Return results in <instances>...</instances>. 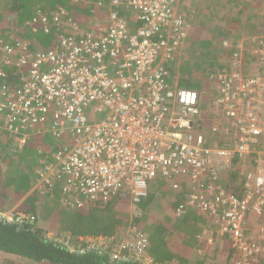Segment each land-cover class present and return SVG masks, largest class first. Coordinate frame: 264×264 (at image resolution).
<instances>
[{"label": "built area", "instance_id": "built-area-1", "mask_svg": "<svg viewBox=\"0 0 264 264\" xmlns=\"http://www.w3.org/2000/svg\"><path fill=\"white\" fill-rule=\"evenodd\" d=\"M73 1L108 9L100 18L93 15L88 27L62 7L36 12L29 24L57 27V43L49 50L33 51L29 41L0 37V74L5 65L24 72L14 89L0 86L4 128L18 134L19 146L34 132L58 140L51 161L38 160L37 186L63 179V200L73 207L98 197L105 202L113 194L134 204L156 177L187 174L198 187L186 205L210 216L221 209L218 231L240 247L248 211L264 216V163H257L241 197L210 186L206 198L198 188L205 175L216 179L231 168L236 154L264 153V34L246 38L244 46L237 42L230 65L210 75L216 80L213 113L220 116L210 133L228 136L214 147L195 124L199 93L169 81L168 65L179 59L189 29L178 0ZM245 56L254 64L246 71ZM258 229L264 234V222ZM147 244L138 233L134 243L108 245L110 257L119 259L124 248L128 256H143ZM242 250L257 254L260 245L249 241Z\"/></svg>", "mask_w": 264, "mask_h": 264}, {"label": "trees", "instance_id": "trees-1", "mask_svg": "<svg viewBox=\"0 0 264 264\" xmlns=\"http://www.w3.org/2000/svg\"><path fill=\"white\" fill-rule=\"evenodd\" d=\"M229 1L205 0L199 5L178 0V12L183 13V8H186L183 15L189 21V29L181 48L183 58L179 57L168 65L170 82L176 79V86L199 93L201 114L196 115L195 124H198L197 130L207 136V144L214 147L216 143L219 147L218 143L228 136L221 137L220 133L209 135L211 124L220 117L213 113L215 108L211 101L216 94V80L210 75L230 65L237 40L246 35L243 34L246 24L240 16L250 10L241 0H236L240 9L233 16H224L220 11ZM255 1L253 8L263 12L255 19L257 22L247 26L264 34V0ZM56 7L64 8L68 14L70 12L75 22L81 17H90L87 24L93 15L101 13L84 2L73 0H0V37L11 39V42L14 39L29 41L33 51L51 49L57 43V27L49 24L45 28L39 23L31 25L29 21L36 12L49 13ZM248 21L250 19L245 22ZM12 27H15V33L9 32ZM225 39L228 46L223 45ZM245 59L244 71L250 70L254 64L250 58L245 56ZM2 70L0 86L9 90L17 87L24 74L22 68L5 65ZM87 114L90 117L91 110ZM10 134L12 137L7 136V145L0 151V211L13 208L10 219L0 214V251L4 253L0 264H145L144 258L128 256L127 248L120 250L123 251L119 259H113L108 247L88 246V240L84 243L88 238L109 240V246L119 245L123 240L134 243L138 233H143L148 239L144 252L152 264H235L237 260H241V264H264V234L253 228L250 222L252 216L261 215L248 211L245 222L241 224L242 244L239 247L238 240L234 243L232 238L221 236L218 231L221 209L210 216L194 205H186L189 194L195 186L198 187L187 174L156 177L148 184L146 194L134 204L128 198L113 194L105 202L98 197L81 207H73L63 200V179L49 181L45 187L36 183L39 161L43 158L51 161L58 148V140L51 135L34 132L29 133L25 144L19 146L13 140L18 134ZM262 154L256 151L236 154L231 168L216 179L207 175L203 177L198 193L211 197L207 191L211 186L241 197L250 185L254 167L258 162L264 163ZM161 192H165L164 195ZM180 205L183 207L177 213ZM19 214H23L22 217ZM40 221L52 225L51 229L57 224L60 238L49 236ZM209 238L212 239L210 248L207 244ZM249 241L260 245V253L242 250ZM261 259L262 263H258Z\"/></svg>", "mask_w": 264, "mask_h": 264}, {"label": "rangeland", "instance_id": "rangeland-1", "mask_svg": "<svg viewBox=\"0 0 264 264\" xmlns=\"http://www.w3.org/2000/svg\"><path fill=\"white\" fill-rule=\"evenodd\" d=\"M186 3H199V5L201 4V3H205V0H184ZM248 1L249 0H241V2H242V4L245 6H248V7H250L251 5L250 4H248ZM241 4V5H242ZM184 6H186V4H183ZM218 5H220V2H219V4ZM222 6V5H221ZM186 8H183V13L182 14H184V12L186 11L185 10ZM240 9V6H238L237 5V1L236 0H230L227 4H225V7L223 8V9H221V13L224 15V16H233V15H235L236 14V12L238 11ZM250 9H253L254 11H252V10H248L247 12H245V14H244V12H242V14H241V16H240V18H241V20H242V22H244L246 25H244V30H245V32H243V34H246V35H244V36H246V37H242L240 40H237V42H242L243 43V46L244 45H247L248 44V41L247 42H245V40H246V38H248V37H251V36H254V35H257V34H260V33H258V32H254V30H253V28H251L250 26H247V24L248 25H250V24H254V22H257V20L255 21V19H258L257 17L258 16H260L261 14H262V12H263V10H258V9H254L252 6L250 7ZM69 14H70V12H69ZM70 16H72L71 14H70ZM86 16H88V12L86 13ZM73 17V16H72ZM90 19V17L88 18V19H86L85 17H81L80 19H79V21H77V22H79L80 24H82V25H84V26H86L87 25V22H88V20ZM250 19V21H248V22H245V21H247V20H249ZM242 40H244V41H242ZM181 53H182V55H181ZM183 54H184V52H181L180 51V54H178L181 58H183ZM185 57L187 56V55H184ZM215 83V89H216V81L214 82ZM212 85H213V83H212ZM213 87H214V85H213ZM53 139V138H52ZM53 141H54V139H53ZM264 155L262 154L261 155V157H263ZM254 169H255V167H254ZM163 190V189H162ZM164 193L165 192H161V194H163L164 195ZM24 197H25V195H23V199H24ZM163 198H164V196H163ZM12 208H13V206L12 207H9V208H7L6 209V211L5 212H1V213H3L5 216H8V217H12V212H11V210H12ZM21 217H22V215L23 214H19ZM262 217V218H261ZM261 218V219H260ZM18 219V218H17ZM16 219V220H17ZM250 222L252 223V225H253V228H259V227H261V224L264 222V216L262 215V216H260V217H254V216H252V218L250 219ZM40 224L46 229L45 231L48 233V235L49 236H53V237H58L59 236V233L60 232H58V229H57V224L54 226V228H52L51 229V226H49L48 225V223H45V222H41L40 221ZM61 235V234H60ZM59 238H60V236H59ZM85 240V239H84ZM88 240V242H89V245L88 246H102V247H108V241L109 240H102V239H93V238H88V239H86L85 241H84V243L86 242ZM124 241V240H123ZM231 241V240H230ZM207 244H208V247L210 248V244L207 242ZM80 245V244H79ZM214 245V244H213ZM216 245V244H215ZM122 251H120V253H121ZM203 252V251H202ZM128 254V253H127ZM2 256H4V253H2V252H0V259H1V257ZM136 258H139V259H141V258H144V260L146 261L147 259H146V256L145 255H143V256H138V257H136ZM144 261V262H145ZM262 259L261 260H259L258 261V263H262ZM23 264H25V263H23ZM28 264V263H27Z\"/></svg>", "mask_w": 264, "mask_h": 264}, {"label": "crops", "instance_id": "crops-1", "mask_svg": "<svg viewBox=\"0 0 264 264\" xmlns=\"http://www.w3.org/2000/svg\"><path fill=\"white\" fill-rule=\"evenodd\" d=\"M106 2L107 3H109L110 2V0H106ZM255 3H256V1L255 0H249L248 1V4H250L252 7L253 6H255ZM250 6V7H251ZM108 9V7H106V8H97V10L99 11V12H101L100 13V15L99 14H96L95 16H96V18H100V17H102V16H104V13H106V10ZM250 10H252L253 11V9H250ZM122 14L123 15H125L126 17H128V16H130L131 15V12L130 11H126V10H122ZM81 26H82V24H81ZM84 26V25H83ZM89 26V23L86 25V26H84V27H88ZM40 48V47H39ZM214 73V72H213ZM214 120V119H213ZM7 133V134H6ZM47 135H50L49 133H46ZM210 136H213V134H209ZM222 135V134H221ZM7 136L8 137H12V135L7 131V130H5V128H4V124H3V117H2V115L0 114V151H1V149H3L2 147L3 146H5V145H7ZM221 137H224L223 135L221 136ZM14 140V142H17L16 141V139H13ZM12 140V141H13ZM223 141H224V139H222L221 140V142L223 143ZM13 143V142H12ZM222 143H218L219 144V146H221V144ZM216 146H217V143H216ZM3 153V152H2ZM38 159V158H37ZM205 179V178H204ZM1 252V251H0ZM3 253V252H2Z\"/></svg>", "mask_w": 264, "mask_h": 264}]
</instances>
